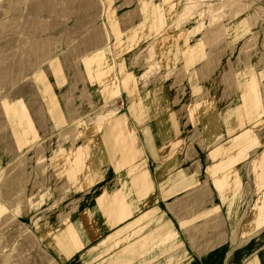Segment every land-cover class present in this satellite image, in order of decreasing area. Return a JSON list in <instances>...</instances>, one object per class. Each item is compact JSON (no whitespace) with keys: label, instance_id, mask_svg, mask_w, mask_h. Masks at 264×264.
I'll return each mask as SVG.
<instances>
[{"label":"rangeland","instance_id":"1","mask_svg":"<svg viewBox=\"0 0 264 264\" xmlns=\"http://www.w3.org/2000/svg\"><path fill=\"white\" fill-rule=\"evenodd\" d=\"M153 1L161 5L160 0ZM202 1L183 0L179 22L185 23L183 30L189 28L187 20L193 15L206 22L212 32L206 40L212 52L222 45L219 37L231 16L246 12L264 20V0H225L223 6L221 0ZM129 2L134 0H0V264H58L37 229L43 222L57 228L83 200H90L71 190L66 158L60 152L70 156L74 146H88L83 137L89 138L90 133L80 131H89L122 110L124 97L116 94L113 100L110 82L114 78L121 82L129 75L135 81L144 73V80L154 79L156 72L161 76L148 44L134 48L132 42L128 52L129 45L118 43L139 33L146 37L142 15L135 12L137 4ZM236 2L242 4L239 12H225ZM154 9L146 8L147 28L160 20ZM208 57L204 62H211L212 72H217L207 88L218 95L221 57L211 54V61ZM97 65L99 71L93 75L91 68ZM178 69L165 79L171 78L169 92L176 90L184 100L178 107V121L181 127L187 125V135L186 131L196 130L185 115L187 100L201 91L196 85L203 77L198 70L186 72L183 64ZM22 114L33 118L35 134L26 129ZM190 121L196 125V118ZM188 135L192 141L199 140L195 131ZM254 147L238 151L232 164H240L228 166L223 175L225 168H210L214 158L203 167L199 163L191 167L207 175H196L201 182L189 187L194 195H187L188 185L179 175L178 198L162 200L163 214H147V264H249L254 259L264 264V146ZM223 153L219 155L227 154V159L234 156L231 151ZM209 197L211 207L223 203L222 209L227 210L231 204L230 213L220 221L211 216L210 223L207 216L193 214ZM172 202H176L174 215L169 211ZM153 204L148 199V207ZM239 210L242 213L236 214ZM172 222L177 231L166 230ZM158 223L164 224L161 232L153 229ZM173 257L178 260L172 262Z\"/></svg>","mask_w":264,"mask_h":264},{"label":"crops","instance_id":"2","mask_svg":"<svg viewBox=\"0 0 264 264\" xmlns=\"http://www.w3.org/2000/svg\"><path fill=\"white\" fill-rule=\"evenodd\" d=\"M207 1L211 0L202 3ZM160 2L161 5H156L153 0L129 2V5L137 4L135 12L142 15L146 37L143 39L144 35L139 33L118 41L123 46L129 45L128 52L132 51V42L134 48L148 44L146 49L153 55L160 78L157 72L154 79L152 76L142 79L145 73L136 81L129 74L121 82L114 78L110 82L111 92L113 100L117 99L116 94L124 97L122 110L89 131H80L82 135L90 133L89 138L83 137L84 144L89 142L88 146H74V153L70 156L66 151L60 152L66 158L67 171L69 168L65 173L71 190L82 193L84 198L90 197V200H83L57 228L43 222L37 229L58 264H72L78 259L81 264H147V214H163L162 200L178 198L179 175H183L181 182L188 185L187 195H194L189 187L201 182L196 175L203 174L196 173L195 168L189 170L191 167L198 163L203 167L207 159L214 158L210 168H225L223 175L228 166L232 168L240 164H232L238 151H250L249 146H257L254 149L264 146V20L239 12L242 4L236 2L225 12L239 14L225 22L219 37L222 45L212 52L210 42L206 41L212 32L207 30L206 22L193 15L187 20L189 28L183 30L181 27L185 23L179 22L183 0ZM224 2L221 0L222 6ZM147 7L155 8L154 12H158L160 18L158 23H152V26L150 23L149 28ZM255 21L260 23L259 27L253 25ZM200 53L203 59L197 62ZM211 54L221 57L218 95H213L207 88L217 72H212L211 62H204L205 56L211 61ZM182 64L186 72L198 70L203 77L196 85L201 91L187 100L185 115L189 125L196 129L186 131L187 135H184L187 125L181 127L178 121V107L184 100L179 98L176 90L169 92L171 78L165 79ZM109 66L112 67V63ZM98 68V65L92 67L90 72L95 71L93 75H96ZM145 71L148 73L149 69ZM46 103L50 105L49 101ZM22 115L26 129L35 134L33 118L29 114L27 117ZM194 118L195 126L190 121ZM192 131L197 132L199 140L192 141L188 135ZM242 140L247 143L243 144ZM232 141L240 144L232 146ZM226 151L234 152L232 159H227ZM220 153L224 155L220 156ZM157 184H161L160 187ZM148 199L154 203L151 207H148ZM170 204L169 211L174 215L176 202ZM230 207L231 204L225 207L227 210L222 209L223 203L211 207L209 197L192 213L207 216L206 221L210 223L211 216L220 221L230 213ZM188 211L189 216L190 208ZM177 227L172 222L166 230L177 231ZM153 229L161 232L164 224L158 223ZM173 258L172 262L178 260ZM249 264L259 263L254 259Z\"/></svg>","mask_w":264,"mask_h":264}]
</instances>
